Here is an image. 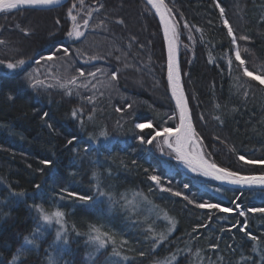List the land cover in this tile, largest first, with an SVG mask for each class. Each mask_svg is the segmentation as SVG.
Returning <instances> with one entry per match:
<instances>
[{
    "label": "trees",
    "instance_id": "trees-1",
    "mask_svg": "<svg viewBox=\"0 0 264 264\" xmlns=\"http://www.w3.org/2000/svg\"><path fill=\"white\" fill-rule=\"evenodd\" d=\"M217 2L225 10L224 17ZM74 3L73 14L85 36L79 40L55 38L72 22L67 13ZM164 3L171 9L183 88L204 155L220 167L242 175L264 174V163L239 160L243 155L246 160L264 161V85L243 76L224 25L227 19L237 38L249 37L237 39L244 67L264 74V0ZM130 10L135 12L129 15ZM32 12L37 11L20 9L0 15L2 34L11 32L19 38H31L28 47L39 54L33 61L27 60L24 70L18 73L0 66V264H9L14 254L10 238L23 241L40 222L35 208L30 207L34 204H42L47 210L61 208L69 239L59 254L48 247L50 235L37 240V247L26 253L36 264L53 256L57 264H88L83 255L95 251L85 235L89 225H100L114 233L118 241L129 242L120 249L121 257L127 256V261L113 257L109 245L94 264H163L173 256L177 257L174 264H264V213L248 211L264 208V189L219 185L191 172L168 148L159 149L156 140L152 142L155 150L138 138L144 136L147 140L153 130L136 129V123L151 121L154 127L173 128L178 116L166 80L160 27L146 1L83 0L81 4L80 0H68L63 6L42 11L48 26H52L45 31L43 28L42 33L25 34L24 20ZM86 19L88 26L84 27ZM120 20L123 23H118ZM148 35L152 36L147 40ZM5 36L1 40L8 41ZM56 43L72 56L75 72L69 78L78 77L77 85L71 86L72 96L54 87L33 89L26 78L36 70L35 60ZM81 43H86V48L78 56ZM92 57L96 58L89 62ZM122 57L130 64L126 68V61L121 65ZM229 59L233 61L231 66ZM122 66L123 70L143 74L147 83L139 87L138 82L131 81L126 88L120 80L118 87L110 90L124 93L116 100L97 83L106 77L104 69L113 68L119 77ZM93 67L101 68L95 77L88 75ZM80 70L88 73L80 77ZM45 78L55 84L46 75L42 80ZM82 82L90 83L86 88L79 87ZM153 89L160 90L159 96L153 94ZM88 97H93V102ZM125 104L131 108H124ZM73 109L83 110V126L72 118ZM90 114L92 120L88 119ZM171 116L176 118L169 119ZM217 116L220 120L215 119ZM101 130H107L106 139L100 137ZM73 136L77 139L69 144ZM45 160L51 165H45ZM151 175L161 177V186L179 191L197 203H218L233 211L198 208L183 196L161 191L149 179ZM98 183L112 194L111 201L98 196ZM185 184L189 187L185 188ZM11 190L26 195L11 196ZM68 192L94 199L80 201L77 196L69 197ZM135 193L148 199L136 196L137 208L133 212L124 206L123 197L131 200ZM240 211L245 216H240ZM165 212L176 220V228L166 242L153 250L151 241L145 238V229L152 223L157 232H166L170 225L163 218ZM249 233L257 239H251ZM211 245L218 247L213 249ZM140 252L145 255L140 256Z\"/></svg>",
    "mask_w": 264,
    "mask_h": 264
},
{
    "label": "snow or ice",
    "instance_id": "snow-or-ice-1",
    "mask_svg": "<svg viewBox=\"0 0 264 264\" xmlns=\"http://www.w3.org/2000/svg\"><path fill=\"white\" fill-rule=\"evenodd\" d=\"M148 4H150L153 8H155L156 13L160 17V22L163 24L164 27V36L165 39L168 42V83L171 87L172 97L175 99V106L178 110V120L179 123L175 125V128L172 127H154L153 123L151 121L144 122V123H136L135 128L139 129L141 131L145 129H152V133L149 134V137L147 140L144 136L138 137L141 143H149L151 144L153 141L157 140V137L162 136L163 137V144L167 146L168 149L171 150L172 153L175 154V159L178 162H181L185 167H187L191 172L196 173L198 175H202L204 177H209L211 179L221 181L223 183L233 184V185H264V175L260 176H245L240 174L239 172L229 170L228 168L220 167L215 162L208 160L203 152L201 151L200 147L198 146L202 141L199 140L198 134L195 131V128L193 127L192 117L189 111L188 107V101L185 97V94L183 92V89L181 87L180 83V75H179V69L175 65V55H176V46H175V40L174 37L176 35L174 26L170 25L167 16L170 13L171 9L167 7V5L164 3V0H147ZM61 3V0H0V12H7L10 10L18 9L22 6H28V7H50L52 5H59ZM80 3H83V0H80ZM100 7H103L101 5ZM216 7L220 10L221 17H224L225 10L219 2H217ZM76 9V4L74 3L71 8L68 9V17L72 21V27L71 30H69L66 35L69 38L79 40L81 37L85 36L84 31L81 30V25L77 22V16L73 14V10ZM88 16H91V13H88ZM60 22L57 21V24ZM118 23H123L122 20L118 21ZM224 25L227 28L228 35L232 38V44L237 45V39L239 40H248L249 37L241 35L239 38L234 34L232 27L230 26L227 19H224ZM83 26H88V20L83 21ZM22 31L27 33L26 29H22ZM171 32V36L169 35ZM5 41L0 40V44H4ZM60 49H57L59 51ZM63 51L65 55L68 54V49L63 48ZM247 51V49H245ZM235 60L239 62V66L243 69V76L249 77L252 80L258 81L261 85H264V74L254 75L252 71H249L247 67H244L245 60L242 59L241 56V50L240 47L237 45L235 52H234ZM55 57V53L49 54L46 57H41L42 60L46 61H52ZM96 57H92V59H95ZM40 60L36 61V64H40ZM27 63V61L23 58L17 59L15 61L12 60H4L0 59V65L4 66L9 72L11 73H18L19 71L24 70V66ZM233 61L231 59L228 60L229 66H231ZM97 71H100L97 69ZM85 73L80 70L79 76L83 77ZM89 76L95 77V72H89ZM27 80L29 82V86L33 89H40V88H53V87H59L60 89H63L65 92V95L72 96L73 95V88L71 86L77 85V76H73L67 80H64L63 82L58 77H53L56 79V84L48 83L47 78L40 79L38 75H34L33 73L27 74ZM117 79V73L114 71L111 74V80L115 81ZM90 83V82H89ZM79 87H88L87 83H82L79 85ZM94 87V86H93ZM79 95V93H77ZM247 95V93H245ZM12 99V97H9ZM89 102H93V97H88ZM128 108H131V105H127ZM116 111L120 112L122 111L121 108H116ZM82 109H73L71 116L73 119L79 120L80 124L83 126V119L82 116ZM95 111V109H93ZM47 116V113L44 114ZM175 116L169 117V119H175ZM89 120L93 119V115H89ZM201 119L203 117L201 116ZM215 119L220 120V117L217 116ZM222 123V121H221ZM49 127H51L49 125ZM108 133L107 130H101L100 137L107 138ZM77 138L73 136L68 143L72 144ZM98 139V138H95ZM218 139V138H217ZM163 150V149H161ZM239 160L244 161L247 164H256V163H264V161H253V160H246L243 155L239 156ZM45 165H51V161L45 160L43 161ZM95 175V173H94ZM149 179L153 181L157 186H160L161 191H167L171 192L172 195L181 197L183 196V199L186 200L189 204H195L196 207L204 209H218L221 212L230 213L233 211L232 208L222 207L218 203H207V202H200L197 203L194 200L190 199L187 195H184L183 193L179 191H173L171 188H165L161 186V177L159 175H151L149 176ZM37 189L40 187V185L35 186ZM185 188H188L189 185L185 184ZM97 193L100 197H107L110 201L113 199V196L111 193L106 192L101 189L99 183L97 184ZM66 191V190H62ZM217 191H220V189H217ZM10 195L14 197H24L26 194L23 191H15L11 190ZM67 195L69 197L77 196V198L80 201H92L94 197L91 196H85V195H78L76 193L68 192ZM141 196L144 201H147V197L143 196L141 193H135L132 200H127L126 197H123L125 199V207L131 209L133 212H135L137 205L135 203V197ZM63 198V197H61ZM150 203V202H149ZM30 207H34L35 211L38 213L39 218L41 221H43V225L52 226L53 224L58 225L55 232V240L57 242L62 241L64 245L69 244L68 239V231L66 228V220H65V212L59 208L56 207L52 210H47L44 208L42 204H34ZM237 208L240 206L237 205ZM249 212H261L264 213V208H249ZM240 216H245L244 211L239 212ZM168 225L170 227L167 228L166 232H157L155 227L152 223L148 224V227L145 229V238L152 243L153 250H155L157 247H159L161 244L166 242L171 235V233L176 228V220L173 217H170L166 212L164 213L163 217ZM43 225H38L37 228L34 230L33 233L30 235H26L23 238L22 244L16 249V252L12 255L11 260L9 261V264H18V261L21 257H23L28 251H30L32 248L37 247V238L38 236H42L43 232L41 231V228ZM199 227V226H198ZM246 227V225H245ZM241 231H244V228L240 229ZM76 235H81V233L77 232ZM87 237V243L94 247L95 251L94 253H91L88 257V264H94L96 257L99 256V254L106 250L109 245H111V255L113 257L121 258V251L120 249L126 246L129 242L125 239L117 240L114 233H110L109 231L103 230V227L100 225H89V230L85 234ZM251 239L256 240L257 238L255 236H252L250 233L248 234ZM213 249L217 248L218 245H211ZM140 256H144V252L139 253ZM197 256H199V252L197 251ZM223 258L221 257V260ZM122 260L127 261L128 257L123 256ZM177 260V257L173 256L170 260H165L163 264H174V262ZM48 264H55V260L53 258H49ZM160 264V262H158Z\"/></svg>",
    "mask_w": 264,
    "mask_h": 264
},
{
    "label": "rangeland",
    "instance_id": "rangeland-1",
    "mask_svg": "<svg viewBox=\"0 0 264 264\" xmlns=\"http://www.w3.org/2000/svg\"><path fill=\"white\" fill-rule=\"evenodd\" d=\"M128 7H129V9L131 8V6H128ZM139 7H140V5H139ZM139 7L135 8V10L137 11V9ZM56 8H58V7H56ZM44 10H49V9L37 10V12H32L29 16H27V18H25V20H24L25 25L23 26V28L26 29L27 32L42 33V31H45L48 27L52 26V25L48 26L47 19H44V16L46 15V13L42 12ZM133 12H135V11L130 10L129 15H131ZM71 27H72V22L67 26L66 30L64 29L62 31H59L55 38H61V39L67 38L68 36L66 35V33L69 30H71ZM43 28H44V30H42ZM81 30H82V28H81ZM82 31H84V30H82ZM6 34H7L6 36L4 34H2V29L0 28V40H1V36H5L8 40V41H5L4 44H0V59L15 61L17 59L23 58L26 61L27 60L33 61L35 58H37L39 56V54H37L38 50L31 52V48L28 47V45H30V42H32L31 38L24 37V36H21V38H19L16 34H13L11 32L6 33ZM31 35L32 34H30L29 36H31ZM34 35L36 36V34H34ZM151 36L150 35L146 36L147 40H148V37H151ZM86 43H81V48L77 51L78 53L76 52V54L78 56H80L82 54L83 47L85 50ZM237 45H234L235 49H236ZM63 48H65V47L60 43L59 44L56 43L54 45H51V47L49 49H47L49 52L46 54H44V53L41 54V57H46L49 54L55 53L54 59L52 61L42 60L41 58L36 59L35 61L40 60L41 62H40V64H36L37 65L36 70H33L31 73H33L34 75H38L40 79L44 78V76L46 75V76H48V79L55 80V82H54L55 84H56V79H54L53 77H58L61 81H63L66 78L68 79L72 75V73L75 72V70H74V66L72 64V62H73L71 59L72 56L69 55V53L67 55H65ZM57 49H60V50L57 51ZM80 59L81 58L79 57L78 60L80 61ZM94 60L95 59L91 58L89 60V62H92ZM120 61H121V65H123V63L126 60L124 61V58L122 57V59H120ZM126 65L127 66L130 65L128 63V61H126L124 63V68H126ZM165 66H166V63H165ZM92 69L93 70H90L91 72H95V73L99 74V71H97V69H101V68L93 67ZM104 70L106 73V77L105 76L102 77L101 80H99V82L97 84L102 85V88L106 89V92H108L113 97H115L116 100L118 99V97H121V95L123 96L124 93H121V95H119L117 92L110 91V90L114 87L117 88L118 84H120L119 83L120 80L123 81V82L122 81L121 82L124 83L123 85H125L126 88H128V86L132 83L131 81L138 82V84L140 85L139 87H142L143 83H145V84L147 83L146 79H145L146 77H144L143 74H141L139 72H133L132 70L131 71H129L127 69L123 70V66L121 67V70H120V76L117 77V79L115 81L111 80V74H112V72H114L113 68L109 67V68H106ZM1 71H3V70H1ZM249 71H252L254 75H259L258 73L254 72L250 68H249ZM84 73H88V70L84 71ZM48 81H50V80H48ZM54 88L60 89L59 87H54ZM154 88L157 89V87H154ZM60 90H62V89H60ZM158 90L156 91L153 89L152 90V92H154L153 94H155L156 96H159ZM123 107L128 108L127 104H125V106H123ZM175 110L177 113L176 107H175ZM144 122H146V121H144ZM144 122H142V123H144ZM177 122H178V116L176 119V124H177ZM156 143H157V146L159 147V149H161V148L163 149L165 147L167 148V146H165L163 144V137H162V141H160L159 137H157ZM150 147H152L155 150L157 149L152 143L150 144ZM38 225H43V221H41L40 224L38 223L37 226ZM37 226L35 228H37ZM58 227L59 226L55 225V224H53L52 226L43 225V227L41 228V231L42 232L48 231L46 233V235L48 234V235H50V237L47 240L51 241V244L48 247L50 249H54L55 252H57L59 254L60 247L63 248L66 245H64V243L62 241L57 242L55 240V232H56ZM46 235L38 236L37 240H41L42 237L45 238ZM50 238H52V239H50ZM48 253H49L48 256L52 255L51 251H49ZM90 254H91V252H87V253H85V255H83V257L86 258V260L88 261V257ZM101 254H102V252L96 258L98 259L101 256ZM49 258L50 257L43 259L42 263H40V264H48ZM51 258L54 259V256ZM120 259L122 260V257ZM117 260L120 261L119 258ZM18 264H36V262L34 260H32V258L28 259V257L25 254L23 257L20 258V260L18 261ZM55 264H57V263H55Z\"/></svg>",
    "mask_w": 264,
    "mask_h": 264
},
{
    "label": "water",
    "instance_id": "water-1",
    "mask_svg": "<svg viewBox=\"0 0 264 264\" xmlns=\"http://www.w3.org/2000/svg\"><path fill=\"white\" fill-rule=\"evenodd\" d=\"M68 0H61V3L59 5H52L50 7H36V8H33V7H28V6H22L18 9H15V10H20L22 8H33V9H52L54 7H60V6H63L64 3H66ZM147 5L151 8L154 16H156V19H157V22H158V26L160 27V31H161V38H163V48H164V51H165V59H166V66H165V70H166V74L168 75V42L167 40L165 39V36H164V27H163V24L160 22V17L159 15L156 13V10L155 8H153L150 4H148L147 0H145ZM167 19L170 23V25H172V22H171V17L167 16ZM170 36L172 35L171 32L169 34ZM174 40H175V46H176V55H175V65L176 67H178L179 69V75H180V83H181V87L183 89V92L185 94V91H184V88H183V80H182V70L180 69V59H179V51H178V48H177V39L176 37H174ZM166 80L168 81V79L166 78ZM168 88H169V92H170V96H171V100L172 102H174V105H175V99L172 97V92H171V87L169 86V83H168ZM185 97H186V94H185ZM176 107V106H175ZM188 107H189V104H188ZM190 111V110H189ZM177 113H178V110H177ZM191 114V112H190ZM179 115V113H178ZM192 117V116H191ZM179 123V120L178 122ZM194 127V125H193ZM175 128V127H174ZM166 146V145H165ZM201 149V151L203 152V149H202V146L201 144L198 145ZM171 151V150H170ZM174 154V153H173ZM204 154V153H203ZM175 155V154H174ZM206 157V155H205ZM207 158V157H206ZM208 159V158H207ZM209 160V159H208ZM219 166V165H218ZM260 175H264V174H255V175H245V176H260ZM207 179H209L210 181H214L220 185H224V186H228V187H231V188H239V189H245L246 187H255V186H258V187H261V188H264V185H259V184H254V185H233V184H228V183H223L221 181H217V180H214V179H211L209 177H206Z\"/></svg>",
    "mask_w": 264,
    "mask_h": 264
},
{
    "label": "bare ground",
    "instance_id": "bare-ground-1",
    "mask_svg": "<svg viewBox=\"0 0 264 264\" xmlns=\"http://www.w3.org/2000/svg\"><path fill=\"white\" fill-rule=\"evenodd\" d=\"M22 10H26V11H31V10H39V9H33V8H22ZM15 10H10V11H7V12H0V15H3V16H7L9 13H12L14 12ZM256 174V173H255ZM255 174H244V175H255ZM218 184V183H217ZM220 185V184H219ZM246 188H253V189H256V188H261V187H258V186H255V187H246ZM239 189V188H238ZM264 189V188H263ZM133 199V198H132ZM131 199V200H132ZM36 217L38 218L39 215L37 214ZM41 222V221H40ZM39 222V224H40ZM33 228V232L34 230L36 229L35 227H32ZM46 234V231L43 232V235L44 236ZM10 240L12 241V250L14 251V253L16 252V249L22 244V240L18 237H15V238H10ZM28 259H30L31 256H27Z\"/></svg>",
    "mask_w": 264,
    "mask_h": 264
}]
</instances>
